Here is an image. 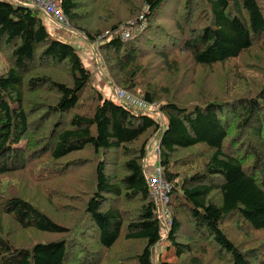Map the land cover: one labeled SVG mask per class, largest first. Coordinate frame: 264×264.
Instances as JSON below:
<instances>
[{
	"label": "trees",
	"instance_id": "trees-1",
	"mask_svg": "<svg viewBox=\"0 0 264 264\" xmlns=\"http://www.w3.org/2000/svg\"><path fill=\"white\" fill-rule=\"evenodd\" d=\"M55 2L126 102L38 10L0 0V264H264V0Z\"/></svg>",
	"mask_w": 264,
	"mask_h": 264
},
{
	"label": "rangeland",
	"instance_id": "rangeland-1",
	"mask_svg": "<svg viewBox=\"0 0 264 264\" xmlns=\"http://www.w3.org/2000/svg\"><path fill=\"white\" fill-rule=\"evenodd\" d=\"M38 16L42 18L46 28L49 30V32L52 34L53 38L62 40L65 42L70 43L71 45L76 48L78 55L82 62L85 64V67L90 70L93 73L94 78V84L98 86V89L106 96L107 98H110L114 100L115 102L124 103L125 100H118L116 97V94L113 92L112 87L109 85L108 78L106 77V70L104 68V64L95 51V48L93 44H89L84 38L80 37L79 33L76 30H66L65 28H62L54 23L56 26V29L48 19L43 15V13L39 12ZM97 44V43H96ZM7 70V63L3 56L0 54V74L5 73ZM107 78V79H106ZM120 89V88H117ZM121 90V89H120ZM116 92V90H115ZM152 108L147 107V110H150ZM155 116H160L158 112L154 114ZM157 137L155 138L154 142L148 145L147 151H146V157L144 161V167L146 175L148 176L149 172H151L152 169H155L158 166V154L156 151ZM26 181V180H24ZM61 192L56 191L54 196L56 198H60ZM43 194H39V197H42ZM54 216L62 217V214L54 213ZM58 217V218H59ZM163 240L159 245L155 247L154 253L156 256H158V253L161 254L160 261L165 263H174L176 261V258L174 256L173 249L165 250V248L169 245V243L165 240V232L163 231ZM12 239L11 243L15 246H23L24 244H28L30 240L21 232H19L18 229L12 228Z\"/></svg>",
	"mask_w": 264,
	"mask_h": 264
},
{
	"label": "built area",
	"instance_id": "built-area-1",
	"mask_svg": "<svg viewBox=\"0 0 264 264\" xmlns=\"http://www.w3.org/2000/svg\"><path fill=\"white\" fill-rule=\"evenodd\" d=\"M21 1L23 4L29 6L30 8L36 9L39 12L43 13L46 18L51 20L56 25L65 28L66 30H71L70 25L66 21L64 15L59 10L55 0ZM139 19H142V17H139ZM123 37L124 39H127L128 34L124 33ZM115 94L119 99H123L127 96V93L120 89H116ZM147 180L149 195L156 204L159 216L162 220V224L164 225L165 229H168L171 222L170 215L167 209V204L169 202L170 187L165 179L162 167L157 166L155 169H152L147 176Z\"/></svg>",
	"mask_w": 264,
	"mask_h": 264
},
{
	"label": "crops",
	"instance_id": "crops-1",
	"mask_svg": "<svg viewBox=\"0 0 264 264\" xmlns=\"http://www.w3.org/2000/svg\"><path fill=\"white\" fill-rule=\"evenodd\" d=\"M4 1H9V2H13V3H16V2H21L22 3V1L21 0H4ZM46 19H48V18H46ZM49 20V19H48ZM49 22L56 28V26L54 25V23L51 21V20H49ZM57 29V28H56ZM58 30V29H57Z\"/></svg>",
	"mask_w": 264,
	"mask_h": 264
}]
</instances>
